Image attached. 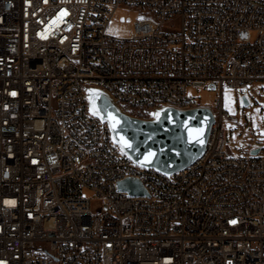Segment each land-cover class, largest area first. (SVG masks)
Segmentation results:
<instances>
[{
  "label": "built area",
  "instance_id": "built-area-1",
  "mask_svg": "<svg viewBox=\"0 0 264 264\" xmlns=\"http://www.w3.org/2000/svg\"><path fill=\"white\" fill-rule=\"evenodd\" d=\"M121 5L154 19L112 37ZM258 82L264 0H0V264H264V156L228 153L221 94L203 153L170 174L108 145L87 102L186 109L189 87Z\"/></svg>",
  "mask_w": 264,
  "mask_h": 264
},
{
  "label": "water",
  "instance_id": "water-1",
  "mask_svg": "<svg viewBox=\"0 0 264 264\" xmlns=\"http://www.w3.org/2000/svg\"><path fill=\"white\" fill-rule=\"evenodd\" d=\"M242 99L246 102L244 96ZM93 101L96 116L107 123L113 140L120 148L134 162L165 174L184 168L203 153L214 121L211 110L206 106L186 109L160 106L145 117L132 115L122 110L106 91L98 87L87 88V102L92 113ZM110 115L119 121L115 129ZM124 141L131 147L126 146ZM258 151L259 148H254L249 152L257 154ZM149 153L153 155L145 162ZM117 189L129 195H147L140 180L134 177L117 181Z\"/></svg>",
  "mask_w": 264,
  "mask_h": 264
},
{
  "label": "rangeland",
  "instance_id": "rangeland-1",
  "mask_svg": "<svg viewBox=\"0 0 264 264\" xmlns=\"http://www.w3.org/2000/svg\"><path fill=\"white\" fill-rule=\"evenodd\" d=\"M140 16L154 19L145 8L119 6L111 14L107 34L115 38H129L135 30L134 22ZM189 90L199 95L203 106L212 108L216 106L217 97L221 94L223 108L233 116V119H225L223 122L227 132L226 149L230 155L245 157L251 149L259 148L257 155L264 156V82L241 88L224 87L221 93L219 89L206 87H189ZM243 96L246 102H243ZM88 194L93 196L91 192Z\"/></svg>",
  "mask_w": 264,
  "mask_h": 264
},
{
  "label": "bare ground",
  "instance_id": "bare-ground-1",
  "mask_svg": "<svg viewBox=\"0 0 264 264\" xmlns=\"http://www.w3.org/2000/svg\"><path fill=\"white\" fill-rule=\"evenodd\" d=\"M113 100L120 106L121 109H126V100L121 98L120 96H113ZM127 111L130 112V114H135L140 117H145L143 115H148V108H141L137 107L134 104H127ZM104 134H111V131L107 124H104ZM105 142H107L108 145H115V141L113 140L111 135H105ZM117 152H124L120 146L117 144ZM133 165H140L133 161Z\"/></svg>",
  "mask_w": 264,
  "mask_h": 264
},
{
  "label": "snow or ice",
  "instance_id": "snow-or-ice-1",
  "mask_svg": "<svg viewBox=\"0 0 264 264\" xmlns=\"http://www.w3.org/2000/svg\"><path fill=\"white\" fill-rule=\"evenodd\" d=\"M64 15H66V13H61V16L59 17V18H62ZM13 95H15V93H12ZM98 95V94H97ZM228 98L226 97V100H227ZM229 111H232L231 110V108H229ZM93 114L94 115H96L97 114V110H96V108H95V103H94V101H93ZM157 116H159V114L157 113L156 114ZM109 119L111 120V121H113V123H112V127L115 129V127H116V125L119 123V121L118 120H116V118L114 117V116H109ZM197 131H200V130H197ZM262 135H264V133H262ZM121 140H123V137H121ZM201 144L203 143V141L201 140V141H199ZM124 143L126 144V146H128V147H131V145H127V142L126 141H124ZM153 154L152 153H149V155H148V157H145V162H147L148 161V159H149V157H151ZM5 203H9V204H12V205H15V201H6ZM232 223H236V221H232Z\"/></svg>",
  "mask_w": 264,
  "mask_h": 264
}]
</instances>
